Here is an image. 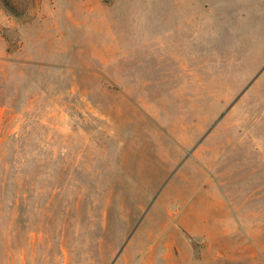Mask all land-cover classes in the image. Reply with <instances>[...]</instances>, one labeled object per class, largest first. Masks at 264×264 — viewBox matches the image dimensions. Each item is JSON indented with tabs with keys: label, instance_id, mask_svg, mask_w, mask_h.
<instances>
[{
	"label": "rangeland",
	"instance_id": "rangeland-1",
	"mask_svg": "<svg viewBox=\"0 0 264 264\" xmlns=\"http://www.w3.org/2000/svg\"><path fill=\"white\" fill-rule=\"evenodd\" d=\"M0 264H264V0H0Z\"/></svg>",
	"mask_w": 264,
	"mask_h": 264
},
{
	"label": "crops",
	"instance_id": "crops-1",
	"mask_svg": "<svg viewBox=\"0 0 264 264\" xmlns=\"http://www.w3.org/2000/svg\"><path fill=\"white\" fill-rule=\"evenodd\" d=\"M241 17L245 20L246 19V17H247V15H245V14H242L241 15ZM165 81L167 82V78L165 79ZM174 93H176V91H177V88L175 87L174 89ZM191 94H193V93H191ZM193 98H195V97H193Z\"/></svg>",
	"mask_w": 264,
	"mask_h": 264
}]
</instances>
